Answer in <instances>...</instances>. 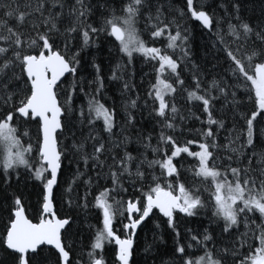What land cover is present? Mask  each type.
Returning a JSON list of instances; mask_svg holds the SVG:
<instances>
[{"label": "snow or ice", "instance_id": "snow-or-ice-1", "mask_svg": "<svg viewBox=\"0 0 264 264\" xmlns=\"http://www.w3.org/2000/svg\"><path fill=\"white\" fill-rule=\"evenodd\" d=\"M260 3L246 16L247 0H0V264H264ZM103 43L107 77L92 51ZM138 59L151 72L136 84ZM112 81L123 123L105 99ZM142 109L143 151L126 135ZM90 208L78 247L75 210ZM202 214L208 227L181 233Z\"/></svg>", "mask_w": 264, "mask_h": 264}, {"label": "trees", "instance_id": "trees-1", "mask_svg": "<svg viewBox=\"0 0 264 264\" xmlns=\"http://www.w3.org/2000/svg\"><path fill=\"white\" fill-rule=\"evenodd\" d=\"M169 3H171V0H168ZM209 3H212L213 6L215 7V4L218 3V0H209ZM175 5L177 7H179L180 5V0H175ZM247 7L249 9L248 12H245L246 16L252 15L253 14V10L254 13L256 15L259 14L260 11V7H261V3L260 0H247ZM217 14L218 15H223V11L218 9L217 10ZM188 26L189 28L192 27L193 23H198V22H194V21H188ZM196 41L194 42L195 45H200V38H199V34H198V29L196 30ZM160 46V45H158ZM111 47V45L107 44V43H103L100 46L99 50L96 49H92V51H94L96 53L97 56V61L98 62H103V66H104V70H105V75L110 76L111 75V71H110V67H109V54H108V49ZM114 57L116 60L119 59L118 56H116L115 52L113 53ZM199 56L201 57L202 60H207L209 61V70H211V64L215 63V61L213 60V53L212 52H208L206 51L202 46L199 48ZM115 66V62H113V64L111 65V67ZM133 67L135 69L136 75L132 78V82L139 84L140 80H141V76L143 75V73H150L151 69L149 66L144 65L142 63H140L139 59L134 63V66H129V69L127 70L129 75L131 74ZM88 71H91V69H89ZM126 79L128 78L127 76L125 77ZM150 77L145 78V80L147 81V79H149ZM122 85V81H112L111 83H108L106 85V90H105V99L107 101V106H113V104L115 103V106L117 107V110L119 111V116H118V122L119 123H123V119H124V111H123V103H124V98H122L120 96V93L118 91V87ZM147 88V83L145 82L144 84V88L141 89V95H143V91L144 89ZM183 102L181 101V104ZM135 111V110H134ZM150 117H149V113L147 109H142L141 111H137L136 112V126L135 128L129 127L126 135H128L131 138V143L129 144V148L130 149H136V148H140L141 151H143V147L138 143L137 137L138 134L143 132V133H147L149 131H151L152 128V124L150 123ZM191 121L188 122L189 126H191ZM196 127H199V123H196ZM117 131H119V129H117ZM153 143H155V133H153ZM135 154V153H134ZM67 165V162H65ZM68 170L65 173L66 178H70L71 174L75 171L76 169V165L72 164V165H68ZM82 167V165H81ZM21 188H23V185H21ZM15 186L13 187V189H10L9 191H15ZM78 191L83 194L84 189L81 187L80 189H78ZM32 193V188L31 185H29V187L25 190V197L28 198L29 203L34 204L35 203V199L36 197L34 195L29 197V194ZM89 199L91 200V197H89ZM98 210L96 209H89V212L87 214H85L83 211H81L80 209H76L75 212H79V219H78V223H77V227L81 229L80 231V235L77 237V240L80 241V243L77 245L78 247H80L82 244H87L89 236H90V232H89V225H96L97 221L95 219V215L97 213ZM75 212L73 214H75ZM180 216H182L183 214H179ZM81 221H83V223L81 224ZM203 227H208V219L205 215H201L198 217H191V218H185L183 219V221L180 224V228L179 230L181 231V233H184L185 228H192V229H197L200 228L202 229ZM212 227H216L215 225H212ZM3 228V223L0 222V230H2ZM217 233H219V229L217 228ZM151 233L148 234V242L151 243ZM164 241L165 244L161 245V248H171L172 247V235L169 234H165L164 235ZM141 250H140V255L141 256H145L146 254L143 251V239L141 240ZM111 247V246H109ZM87 251V249H85V252ZM153 256L155 255V249H153V252L151 253ZM164 259H168L167 256L164 257ZM149 264H153V262L151 260H149ZM155 264H160L159 260L155 261Z\"/></svg>", "mask_w": 264, "mask_h": 264}]
</instances>
